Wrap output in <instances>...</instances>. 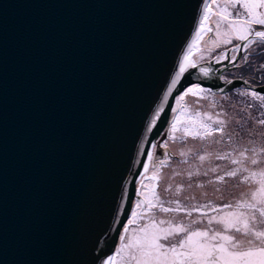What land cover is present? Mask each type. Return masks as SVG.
I'll list each match as a JSON object with an SVG mask.
<instances>
[{"label":"water","instance_id":"1","mask_svg":"<svg viewBox=\"0 0 264 264\" xmlns=\"http://www.w3.org/2000/svg\"><path fill=\"white\" fill-rule=\"evenodd\" d=\"M202 4L0 0V264H102L115 251L121 193L128 213L168 105L191 84L245 80L220 78L231 46H195ZM190 46L197 66L166 104Z\"/></svg>","mask_w":264,"mask_h":264},{"label":"snow or ice","instance_id":"2","mask_svg":"<svg viewBox=\"0 0 264 264\" xmlns=\"http://www.w3.org/2000/svg\"><path fill=\"white\" fill-rule=\"evenodd\" d=\"M213 5L218 9L214 13ZM206 22L209 27L205 29ZM196 31L213 33L211 42L217 49L231 45L225 48L228 55L222 53L217 63L227 59L242 72L259 74L258 82L264 85V0H211V3L203 0ZM241 52L244 54L239 57L231 54ZM190 55L191 46L171 81L166 104L186 66H197L189 63ZM199 71L208 77L215 69L200 67ZM220 78L233 83L223 76ZM249 83L243 80L244 85ZM218 91L222 103L215 102L216 93L210 88L193 84L176 96L175 101L180 104L191 95L195 107L186 102L179 108L168 105L176 115L163 135L185 146L176 155L182 158L187 170L164 172L172 167L170 160L174 154L165 152L162 157L154 158L151 149H166L167 142L163 145L150 142L151 149L142 150L152 164L139 161L144 171L139 172L140 189L134 195L140 198L131 205L119 245L102 264H264V87L260 91L251 87L236 89L235 96L243 98V104L239 100L231 105L223 103L230 97L225 89ZM209 97L213 98L208 104L210 110L203 111L200 101ZM229 108L235 115L230 114ZM161 111L153 117L149 132ZM190 140L200 142V147H187ZM245 140L247 143H240ZM214 145H224L225 150L217 151ZM211 161H226V165L222 168ZM176 177L182 182L177 183ZM165 180L168 182L161 190ZM229 181L238 182L234 189L240 185L246 187L238 194L230 193L232 198L223 202ZM136 182L133 178L131 183L135 186ZM206 186H212V194L222 202L215 203L208 198L207 191H202L200 196L207 202L190 203L197 197L185 193ZM121 199L124 204L117 211L127 214L129 194L122 192ZM116 222L123 223L122 219Z\"/></svg>","mask_w":264,"mask_h":264},{"label":"rangeland","instance_id":"3","mask_svg":"<svg viewBox=\"0 0 264 264\" xmlns=\"http://www.w3.org/2000/svg\"><path fill=\"white\" fill-rule=\"evenodd\" d=\"M218 11V9L215 7V5H213V10L212 12H216ZM209 27V24L206 22L205 24V29ZM214 38V35L213 33H208L207 31H203L201 32L195 46H215L214 44H212L211 40ZM235 43H240L238 41H236ZM221 46H225V45H221ZM228 46H231V45H228ZM260 61L259 60H256V63H259ZM225 77L226 79H230V78H236V77H239V78H244L245 80H249L250 81V84H252L253 86H258V87H264V85L260 84L258 81H259V74H257L256 76H253V74L247 72V71H240L236 68L233 67V64L232 65H228L226 68L224 67L222 73H221V77ZM222 80H225V79H222ZM255 81V82H254ZM193 84L191 85H188L186 88H184L181 92H184L188 87H191ZM201 87H204V88H210V87H205V86H202ZM241 89L243 90L244 88H248L247 86H245L244 84H241V85H238V86H235V87H231L229 88L226 92V94L230 97V100L227 101V102H223V103H226V104H236L237 101L239 100L241 104L244 103V99L243 98H239V97H236L235 96V92H236V89ZM211 89V88H210ZM212 90V89H211ZM255 90V89H254ZM256 91H259V90H256ZM180 92V93H181ZM213 93H216V96H215V102L216 103H222V101L220 100V96L222 95L221 93L219 92H216V91H213ZM177 94L176 96L180 95ZM175 96V97H176ZM213 98L212 97H209V100H201L200 101V105L202 107V110L203 111H209L210 109L208 108V104L209 102L212 100ZM248 100H250V97L247 98ZM187 103L188 105H192L193 107L196 106V102H195V98L192 97L191 95L187 96L186 97V101H182L180 102V104H183V103ZM253 103H258V102H253ZM180 104H177V102L173 101L172 105L173 106H176L177 108L180 107ZM229 112L230 114L232 115H235L234 112H232L231 108H229ZM176 113H173L171 112L170 110V114H169V117H168V120H167V123L166 125L163 127V129L161 130V134L158 135V137H156L154 143L156 144H160V145H163L165 142L168 143V147L165 149V148H157V149H151L152 151H154L155 153V157L154 158H160L162 157V154L165 153V152H169V153H173L174 155L172 156V159L170 160V164H171V168H165L164 169V172L166 174H170L172 169H175L177 171H180V170H187V165L182 163V158L179 157L178 155H176L180 150H184L185 146H183L181 144V142L179 141H172L170 140V138L167 136V135H163V133H165V131L170 127V122L171 120L173 119V116H175ZM181 120L184 119V115H181ZM264 131V130H262ZM241 144H245L247 143V141H241L240 142ZM187 147H193V148H199L200 147V142L198 141H189L188 142V145ZM217 151H221V150H225V146L224 145H214L213 146ZM226 150H230V149H226ZM151 159H147V161H150ZM212 164H219L221 165L222 168H224V166L226 165V161H211ZM150 166L152 164V161L149 162ZM195 167V165H194ZM143 169V168H142ZM149 175H151V173H149ZM198 179H202V178H198ZM168 181L165 180L164 183H162L160 185V188L161 190L163 189L164 187V184H166ZM176 182L177 183H180L182 182L181 181V178L180 177H176ZM238 182L237 181H229L228 183V188H227V191L225 192V199L223 202H227L229 199L232 198V196L230 195V193H235V194H238L239 191H243L245 190V187L244 185H240L239 188H233V185L234 184H237ZM219 187H223V185H217ZM202 191H207L209 193V196L208 198L212 199L215 203H221L222 201L218 200L216 198L215 195H213V188L212 186H206L205 189H197V188H193L191 190H189L188 192H186L185 194H190V195H194L197 197L196 200L194 201H191L190 203H193V204H196V203H206L207 202V199L204 198V197H201L200 196V193ZM140 197H138L137 199H139ZM135 202V201H134ZM134 202H133V205H134ZM131 214V207L129 208V211L128 213L126 214V219L125 221L123 222V224H126L127 223V218L128 216ZM193 215H198L197 213H193ZM123 226V225H122ZM120 236V234H119ZM120 243V240H119V237H118V241H117V244H116V247L119 245Z\"/></svg>","mask_w":264,"mask_h":264},{"label":"bare ground","instance_id":"4","mask_svg":"<svg viewBox=\"0 0 264 264\" xmlns=\"http://www.w3.org/2000/svg\"><path fill=\"white\" fill-rule=\"evenodd\" d=\"M140 189V188H139ZM133 191V190H132ZM138 197H135V195H133L132 197V205H133V202L135 201V199H137ZM123 229V227L121 228V230Z\"/></svg>","mask_w":264,"mask_h":264}]
</instances>
